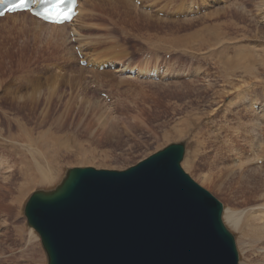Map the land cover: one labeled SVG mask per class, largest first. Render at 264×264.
I'll return each mask as SVG.
<instances>
[{"label":"rangeland","instance_id":"1","mask_svg":"<svg viewBox=\"0 0 264 264\" xmlns=\"http://www.w3.org/2000/svg\"><path fill=\"white\" fill-rule=\"evenodd\" d=\"M81 1L82 14L63 28L39 29L27 13L0 18V264H46L23 214L34 190L54 188L67 168L122 170L179 141L182 169L223 206L238 264H264L263 222L254 216L264 199L254 201L245 185L251 168L264 179V0H200L207 11L198 18L174 17L182 0H142L168 9L165 16L133 0ZM188 2H181L184 8ZM72 29L79 32L75 43L68 39ZM79 45L88 60L165 63L179 75L163 82L91 70L78 63ZM52 84L59 131L45 126L52 115L43 120ZM37 86L40 93L32 90ZM53 141L59 150L50 164ZM231 209L240 217L237 226L227 217Z\"/></svg>","mask_w":264,"mask_h":264},{"label":"water","instance_id":"2","mask_svg":"<svg viewBox=\"0 0 264 264\" xmlns=\"http://www.w3.org/2000/svg\"><path fill=\"white\" fill-rule=\"evenodd\" d=\"M170 143L123 170L72 167L24 206L47 264H238L222 204Z\"/></svg>","mask_w":264,"mask_h":264},{"label":"bare ground","instance_id":"3","mask_svg":"<svg viewBox=\"0 0 264 264\" xmlns=\"http://www.w3.org/2000/svg\"><path fill=\"white\" fill-rule=\"evenodd\" d=\"M101 1H103V2H109V3H111L112 1L113 2H115V0H101ZM189 1V0H188ZM131 2V1H130ZM181 2H187V0H182V1H177V3L179 4V7L180 8H184V6L182 5V3ZM191 2H192V0H190L188 3L189 4H191ZM236 3H234V5H235ZM264 5V4H263ZM116 6V5H115ZM80 7V5H78V8ZM83 7V6H82ZM178 7V8H179ZM227 8V7H226ZM263 8H264V6H263ZM80 9V8H79ZM122 9V8H121ZM83 10V9H82ZM236 10V9H235ZM264 10V9H263ZM233 11V10H232ZM231 11V13L233 14V12ZM240 11H242L241 9H240ZM18 13V12H17ZM20 14H22V13H25V12H19ZM142 13V12H141ZM147 13V12H146ZM146 13H145V15H146ZM239 13V12H238ZM245 13V12H244ZM79 14H81L80 13V10H79V12H78V16H79ZM7 15H9V14H7ZM14 15V14H13ZM76 15V16H77ZM144 15V16H145ZM150 14H148V16H149ZM239 15V14H238ZM237 15V16H238ZM240 15H241V13H240ZM245 15H246V13H245ZM4 16H6V14L4 15ZM147 16V15H146ZM235 16V15H234ZM235 17V18H238V17ZM7 17V16H6ZM11 17V16H10ZM31 17V19L32 20H35V23L37 24V28H39V29H41V28H46V27H65V26H69V25H73V21H75L76 20V17H74L69 23H63V24H60V25H57V24H51V23H44V22H42L41 20H39V19H37V18H35V17H32V16H30ZM80 17V16H79ZM78 17V18H79ZM156 17V16H155ZM155 17H151V18H155ZM158 17V16H157ZM156 17V20H161V18H157ZM241 17V16H240ZM239 17V18H240ZM77 18V19H78ZM198 18V17H197ZM234 18V19H235ZM244 18V17H243ZM163 19V18H162ZM249 19V18H248ZM155 20V21H156ZM242 22V21H241ZM236 26V25H235ZM226 27V26H225ZM73 31H72V33H77L78 35H79V32L78 31H76V30H74V29H72ZM75 35V34H74ZM78 38V37H77ZM236 38V37H235ZM75 40V39H74ZM174 41L175 42H177V43H179V42H181V40H179L178 38H174ZM79 47H80V45H79ZM83 48L81 47V50H82ZM81 50L79 51V53L80 54H82L81 53ZM83 57V56H82ZM107 58V57H106ZM83 59V58H82ZM236 59H238V57L236 58ZM86 61H87V64H91V66H92V68H93V66H98V64H100L101 62H103L104 61V59H101V58H90L89 60H88V58L87 59H85ZM235 61V60H234ZM90 62V63H89ZM245 62H246V60H245ZM233 63V62H232ZM229 62H228V66H229ZM234 64H238L237 66H241L240 65V63H238V61H236V62H234ZM82 67V66H81ZM242 67H244V66H242ZM248 70V72H250L251 70H253L251 67H246ZM81 71H83V70H81ZM79 77H82L81 76V74H80V76ZM99 81H100V79H99ZM54 84H52V86H53ZM38 88V86L37 87H35L34 89H32V90H35L36 91V89ZM57 90V86H53L52 88H49L48 90H47V92H49L48 93V95H47V103H48V108H49V110H47L46 109V111H45V114H44V117H43V120L45 121V118H47L48 116H50V115H52L51 116V121L49 122L48 121V123H46L45 122V126H46V124H47V126H49V129H52V130H54V131H59V129L61 128V126H60V124L61 123H63V122H61V117H62V114L60 115H58V112H59V108H56L57 106L55 105L56 103L54 102V101H50L51 99H50V97H51V94L52 93H54V92H57L56 91ZM36 92H39L40 93V91H36ZM27 98H30V96L28 95V96H26V97H23V99H27ZM245 98V97H244ZM13 99H15V100H17L16 99V97L15 96H13ZM20 98L18 97V100H19ZM251 100H253V99H251ZM15 102V101H14ZM18 104V103H17ZM51 104H52V108L53 109H51L50 108V106H51ZM257 104V103H256ZM251 106V105H250ZM260 107V106H259ZM251 109V108H250ZM253 109V108H252ZM253 112V111H252ZM47 115V116H46ZM67 115H68V113H67ZM49 118V117H48ZM259 119V118H258ZM261 119V118H260ZM255 124L254 125H256V124H258V122H254ZM258 126V125H257ZM41 127H43V126H41ZM246 128H248V127H246ZM245 131V130H244ZM179 132V131H178ZM252 133V132H251ZM251 135V134H250ZM249 135V136H250ZM263 135V134H262ZM255 137V136H254ZM258 137H260L259 135H258ZM262 138V137H261ZM263 138H264V135H263ZM55 139H57V138H55ZM260 139V138H259ZM235 140V139H234ZM59 143L58 142H55V141H53L52 142V149H51V155H50V157H49V163L50 164H55L56 162H57V155H58V150H59V145H58ZM251 144V143H250ZM257 146V145H256ZM252 147V146H251ZM263 147V146H262ZM260 148V147H259ZM61 150V149H60ZM255 150V149H254ZM261 151V150H260ZM263 151V150H262ZM254 153V152H253ZM254 154H258V153H254ZM255 156H257V155H255ZM254 156V157H255ZM250 158V157H249ZM248 158V159H249ZM247 159V160H248ZM246 160V161H247ZM250 160V159H249ZM248 160V161H249ZM247 161V162H248ZM242 163V162H241ZM9 169V168H8ZM249 173V177H247L246 176V183H248V184H245L248 188H250V190H251V193H252V198L254 199V201H258V200H263L264 199V179L261 177V172L260 171H258L256 168H251L250 169V171L248 172ZM49 176V174H41L40 175V177H38L39 179H42V180H45L47 177ZM208 179H211V178H208ZM31 180L32 179H29V180H26V181H24V182H22L19 186H18V189H17V192L19 193V195L22 193V191L24 190V188L27 186V185H29L30 184V182H31ZM221 181V180H220ZM34 181H32V183H33ZM8 187V186H7ZM7 191H8V189H7ZM4 196V195H3ZM3 198V197H2ZM14 198V199H13ZM13 198H11V200L12 201H15L16 200V198H17V195L15 196V197H13ZM5 199V198H4ZM1 200H3V199H1ZM258 209H260V213L258 214V213H256V210H258ZM9 212V211H8ZM254 216H255V218H257V219H259L260 221H262L263 222V227H264V204H262V206H260V207H257L256 209H255V211H254ZM227 217H229V219L232 221V223L235 225V226H237L238 224H239V220H240V217L239 216H237V211L235 210V209H231V210H228L227 211ZM262 233H263V238L261 239V241L262 240H264V230L262 231ZM263 244V243H262ZM32 245H33V243H32ZM263 249H264V246L262 247ZM264 252V251H263Z\"/></svg>","mask_w":264,"mask_h":264},{"label":"snow or ice","instance_id":"4","mask_svg":"<svg viewBox=\"0 0 264 264\" xmlns=\"http://www.w3.org/2000/svg\"><path fill=\"white\" fill-rule=\"evenodd\" d=\"M25 3H26V0H20V4L18 5V7H24L25 6ZM36 15L38 16H43L45 19H48L49 18V15L47 12H44V13H36Z\"/></svg>","mask_w":264,"mask_h":264}]
</instances>
